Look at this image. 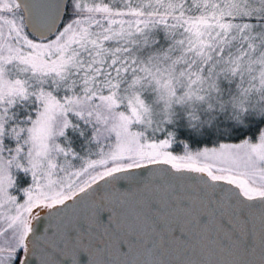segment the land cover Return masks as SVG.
<instances>
[{"label": "snow or ice", "instance_id": "1", "mask_svg": "<svg viewBox=\"0 0 264 264\" xmlns=\"http://www.w3.org/2000/svg\"><path fill=\"white\" fill-rule=\"evenodd\" d=\"M160 219L264 264V0H0V264H168L99 259Z\"/></svg>", "mask_w": 264, "mask_h": 264}, {"label": "water", "instance_id": "2", "mask_svg": "<svg viewBox=\"0 0 264 264\" xmlns=\"http://www.w3.org/2000/svg\"><path fill=\"white\" fill-rule=\"evenodd\" d=\"M163 167L170 168V166L167 165ZM170 171L174 173L175 170L170 169ZM187 175L199 177L197 173H189ZM149 182L152 184L159 183L167 185L169 179L163 172H155L153 167L150 166L146 170H134L130 175H121L115 182V191L117 193L135 192L138 189H143L144 184ZM179 183L183 184L185 181H179ZM187 183L191 184L192 182L189 180ZM101 184H103V182H101ZM40 220H42L43 223H37L41 228L40 234L43 235L45 234L44 229L48 227L47 215L42 213ZM148 223L151 227H146L143 232L137 233L138 240L141 236L143 237V246H134L130 248L128 243L125 242L122 249L117 245L115 250L110 248L107 252H101L99 259H136L141 262L161 260L168 262V264H187L189 260L196 262L234 258L223 244V240L226 238L224 233L218 230L217 232L209 231L207 238L202 240L199 232L193 236L191 233L185 231L182 223H177L172 219H169L167 222L160 219L159 228H157L151 220H149ZM249 227L253 232V240L257 241V247L248 253H236L235 258L258 262V217L255 218V223L250 224ZM145 233L147 234L145 235ZM182 233H184L182 239H174V237H180ZM233 252H236V250H233ZM92 258L93 257L89 253L85 252L82 264H89Z\"/></svg>", "mask_w": 264, "mask_h": 264}, {"label": "trees", "instance_id": "3", "mask_svg": "<svg viewBox=\"0 0 264 264\" xmlns=\"http://www.w3.org/2000/svg\"><path fill=\"white\" fill-rule=\"evenodd\" d=\"M192 147H193V150H196V145L195 144H193ZM174 151L178 152V153L182 152L183 151L182 146L181 145L174 146Z\"/></svg>", "mask_w": 264, "mask_h": 264}, {"label": "rangeland", "instance_id": "4", "mask_svg": "<svg viewBox=\"0 0 264 264\" xmlns=\"http://www.w3.org/2000/svg\"><path fill=\"white\" fill-rule=\"evenodd\" d=\"M175 153H177V154H182V152H179V153H178V152H175Z\"/></svg>", "mask_w": 264, "mask_h": 264}]
</instances>
